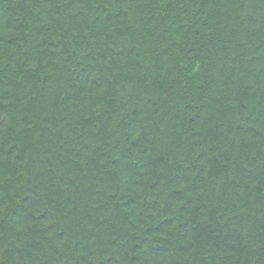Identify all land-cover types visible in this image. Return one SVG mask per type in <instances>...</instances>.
<instances>
[{"label":"trees","instance_id":"trees-1","mask_svg":"<svg viewBox=\"0 0 264 264\" xmlns=\"http://www.w3.org/2000/svg\"><path fill=\"white\" fill-rule=\"evenodd\" d=\"M0 264H264V0H0Z\"/></svg>","mask_w":264,"mask_h":264}]
</instances>
